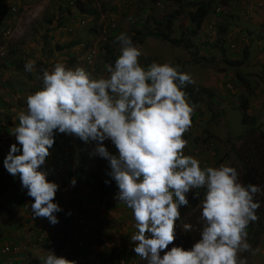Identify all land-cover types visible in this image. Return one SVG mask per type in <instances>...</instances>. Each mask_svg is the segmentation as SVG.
<instances>
[{
  "label": "rangeland",
  "instance_id": "1",
  "mask_svg": "<svg viewBox=\"0 0 264 264\" xmlns=\"http://www.w3.org/2000/svg\"><path fill=\"white\" fill-rule=\"evenodd\" d=\"M202 1L204 0H83L82 3L85 7L91 10L85 19L86 23L80 22L74 27H67L66 24L63 26L67 29L66 31L61 28L64 31L56 32L53 36L49 33L45 35V29L50 18H54V23L56 22L53 17V14L58 10L55 0L27 2L24 0H0V46L5 44L10 49V46L16 44L19 50L18 58L22 59V65L16 66L19 60H17L18 58L12 60L10 53V56L0 62V83L9 82L11 85L10 91L7 90L8 85H0L1 90L4 91L0 100L2 98L10 102H8L9 107L3 109L0 122L5 121L8 124L10 122L15 127L19 124V115L17 114L21 109L18 108L17 111L16 105L25 99L24 104L27 103L25 97L29 92V95L34 94L35 87L43 88V72L53 71L57 63L64 64L68 69L84 67L92 73L93 78L107 77L109 75L107 69L112 65L104 48L109 41L105 38L106 33H114V30L117 29L116 37L124 33L132 39L133 33L131 32L157 30L159 27L154 19L166 17L168 13L173 12L178 14L170 26V35L176 39L175 44L168 46L161 42L160 45L153 39H149L148 43L143 45V53L139 57V61H142L141 64L144 67L149 64L148 59L155 62L158 60V63L161 64L170 62L179 71L191 75L194 83L188 84L207 87H203L202 91L209 90L208 88L214 90L211 91L213 94L211 99H216L217 103H213V100L208 102L206 99L203 102H194L185 91L187 85L182 88L190 105L193 106V112L201 111L200 115L196 112L191 114V126L184 133L187 135L186 138L183 137L187 141L183 151L185 155L187 150L197 151L194 155L189 153L187 155L197 158L200 164L205 167H218L221 164L235 167L238 179L243 182L244 166L248 165L246 163L247 160L249 161L245 153L254 150L251 146L254 145L253 141L255 140L264 146V141L259 134L261 130L264 131V0H231L227 4L221 0H215V11L204 20L202 28L198 29L191 20L190 11H193L195 5ZM63 2L66 3L65 0ZM12 5L18 6L16 13H11ZM143 7L146 9H142ZM187 10L189 11L185 12ZM217 11H226L224 13L227 16H223V14L218 16ZM145 12L148 15L146 19L144 18ZM141 16L144 18L142 20L144 25L133 23V21H138ZM130 17L131 19H129ZM230 20H234L231 25H229ZM100 25H102L99 36L101 42L99 41L96 46H93V42L98 36L91 30L100 27ZM211 25L212 27H210ZM9 26L15 29L19 27L20 31H16L14 37L6 40L2 38L1 31ZM162 27L168 30L166 24ZM224 28H231L228 33V37L231 38L230 49L222 42L226 49L214 42L218 30ZM193 30H196V33L188 37V43L185 41L181 47L178 46L181 38L185 40L188 36L187 33L194 32ZM230 32L232 33L230 34ZM76 33L83 37L82 41L90 39L89 34L92 35L89 40L92 46L90 45L85 50H96L97 63L95 66H85L80 63L81 61H77V57H81L82 52H79V55L77 53V56L70 55V52L73 53L76 49L84 47L82 43L70 44ZM108 44L115 45L116 48L120 46V42L113 38ZM220 50L223 51V54ZM23 55H26V59L21 57ZM27 62L33 64L31 71L25 69ZM106 63H108L107 67ZM239 72L243 73L245 81H241ZM20 90L27 92L19 93ZM244 99H247L246 111L250 115L247 122L243 120L244 108L239 106ZM13 117H18V119L14 121ZM4 118L6 119L4 120ZM7 118L10 121H7ZM7 136V133L0 134V140H5ZM8 137L7 141L12 144L17 143L13 135ZM69 138L71 143L68 152L72 156V163L76 165V154L79 149L75 147L74 142H77L79 137L72 134ZM104 143L113 153L117 151L110 140H106ZM89 144L91 145V143H87L85 151L90 158L85 161L82 168L85 166L86 169H91L90 160L95 158L92 162L100 160L98 164H95L97 168L88 171V173L96 172L94 181L99 178H111L108 161L94 154L95 142H93L94 146L91 145L92 147H89ZM2 145L3 142L0 141V148ZM253 156L254 158L250 159L249 163L256 169L257 186L261 188V192L255 197L260 207L256 210L258 220L250 222L247 227V242L251 248L239 253L238 256L240 259H246L247 264H264V149L261 155L256 151ZM41 167L43 168V166ZM1 168L4 171L0 174L2 182V175L10 173L5 166H1ZM44 168L48 169V164L44 165ZM70 170L74 171L73 169L68 171ZM19 180L17 174L7 184L0 187V264H43V260L53 252L60 256L59 251L44 247L42 238L56 234L62 228L69 214L71 217H68L69 231L74 235L75 244H79V247L72 252L71 247L73 246L69 245L62 251L72 252L75 264H147L146 260L137 256L133 251L135 242L130 238L137 232L136 221L135 224L131 225L130 223L135 220L133 210L125 205L123 214L120 215L121 212L109 214V209L119 206V201L116 199L118 194L116 183L109 198L105 196L108 194L95 195V200L98 203L87 202L85 196L77 197L74 193L77 190L74 188L59 187L54 200L59 203L62 211L57 213L59 222L53 225L47 218L34 217L31 209L33 200L27 195L26 189L22 190L26 196L23 200L26 205H29V208L22 207L17 200L20 196V186H22ZM80 184L81 182L78 187ZM202 188H205L204 194H206V187ZM82 191L91 193L93 189L84 187ZM204 198L205 195L198 207L185 215H180L175 225V239L169 244L168 249L161 252V256L173 246L191 249L199 241L200 232L203 229V221L200 217ZM2 202L14 203V206L11 207L12 214L9 213L8 208L2 206ZM67 211L68 215L65 213ZM120 218L124 224L119 221ZM116 222H120L118 229L124 235L115 241L117 247L113 246L108 257L105 258L102 253L98 252L92 239H96L95 232L101 228H107V232H111L116 226ZM186 224H191L192 229L185 230L183 225ZM128 225H130L129 228ZM146 235L148 234L146 233ZM14 243L19 244L17 251L21 252L18 254L1 252V246ZM112 243L114 242L112 241ZM91 250L93 251L91 252ZM83 251L91 253L85 255Z\"/></svg>",
  "mask_w": 264,
  "mask_h": 264
},
{
  "label": "clouds",
  "instance_id": "2",
  "mask_svg": "<svg viewBox=\"0 0 264 264\" xmlns=\"http://www.w3.org/2000/svg\"><path fill=\"white\" fill-rule=\"evenodd\" d=\"M117 40L121 54L108 67L107 77L93 78L84 67L68 69L62 63L43 72V88L27 97V113L19 114L12 133L17 143L4 160L6 170L19 175L33 200L34 217L55 225L62 211L54 200L59 185L41 166L49 162L47 158L53 164V158L61 155L53 165L59 169L67 159L63 149H53L60 146L57 138L64 133L95 142L94 154L109 162V175L118 187L116 199L134 212L137 232L131 239L137 256L147 264H247L238 254L251 248L247 227L258 220L260 204L255 197L261 188L243 184L233 166L201 167L197 158L184 154L183 134L191 126L193 106L182 88L194 83L191 75L170 62L145 68L132 39L121 33ZM79 51L83 56L86 50ZM32 68V62L25 64L27 71ZM106 140L115 146V153ZM201 187L207 189L201 238L191 249L173 246L161 256L175 239L179 209L189 203L186 194ZM183 226L192 229L191 224ZM5 246H1L4 254L21 252L6 253ZM58 254L48 255L43 264H74L72 254L62 250Z\"/></svg>",
  "mask_w": 264,
  "mask_h": 264
},
{
  "label": "trees",
  "instance_id": "3",
  "mask_svg": "<svg viewBox=\"0 0 264 264\" xmlns=\"http://www.w3.org/2000/svg\"><path fill=\"white\" fill-rule=\"evenodd\" d=\"M65 1H66V3H64L63 0H56L55 3H57L58 10L53 14V17H55L56 22L54 23V18H50L47 21L48 25L46 26V29H45L46 30L45 31V35H47L48 33L50 34V31H53V30L59 29V28L60 29L63 28L66 31L67 29H65L63 27V26H66V24H67V27H70V26L74 27L73 25H76V24L80 23L82 20H84V19H86L88 17L86 12L89 13V11H91V10H90V8L87 9L85 7V5L82 3V0H65ZM221 1L223 3H225V4H227L231 0H221ZM214 2H215V0H204V1L200 2V3H197L195 5V7H194L195 9L193 11H190L191 20L196 25V27L198 29L202 28L204 20L208 16H210L212 12L215 11ZM142 9H146V8L143 7ZM188 11L189 10H187L185 12H188ZM217 12H218V14H217L218 16L222 15V14H223V16H227L226 13H224L226 11H224V12L217 11ZM147 16L148 15L146 13L144 18L146 19ZM229 16H231V15H229ZM232 16L234 17V15H232ZM176 17H178V14H174L173 12H170V13H168L166 15V17H162L160 19H154L156 21L158 27H159V28H157V30H153V31L149 30V31H145V32L140 31V30H136L135 32H131V33H133L131 35L133 43L136 46L139 47V49L142 51V53H143V45L144 44L146 45V43H148L149 39H153V41H155V43H158L160 45H161V42H163L164 44L166 43L168 46H169V44H175L174 41L176 39L172 38V36L170 35V31H171L170 26H171V24H173L174 19ZM144 18L141 16V18L138 21H133V23H135V24L139 23L141 25H144L143 24L144 22H142V20H144ZM129 19H131V17ZM233 21L234 20H230L229 21V25H231V23ZM164 24H166V26H168L167 27L168 30H165L162 27ZM101 26L102 25H100V27L92 28V30H91L95 35L98 36V38H95V40L93 42V46L94 45L96 46L97 43H99V41H100L99 40V36H100V31H101L100 28H101ZM210 27H212V25ZM230 30H231V28H228V29L224 28L222 30H218L217 36H216L215 41H214L215 44L218 45V43H219L220 45H222V43H223L226 47H228V49H230L231 38L228 37V33H229ZM116 31H117V29L114 30V33H111V34L106 33V37L105 38L109 39L108 43L110 42L111 38H113L114 40L117 39V37L115 36L116 35ZM193 31L194 32L187 33L188 36L185 38V40H184V38L183 39L181 38V40L179 41V43L177 45L181 47L184 44L185 41H186V43H188L187 42L188 41V37L190 35H192L193 33H196L195 32L196 30H193ZM68 32L70 33L71 30H68ZM197 33H198V30H197ZM231 33L232 32H230V34ZM89 35H90V39H91L92 35L91 34H89ZM105 38H104V40H105ZM81 39H83V37ZM90 39L88 38V39H84V41H82V40H77V39H75V37H73L71 39V43L70 44H72V45L74 44L75 45V44H81L82 43L84 45L83 49H78V50L85 51V49H87L91 45L90 44L91 42H89ZM228 42H229V46H228ZM108 43L104 47L105 50H106L105 53H106V56H107L110 64L112 66H114L116 60L118 59V57L121 54L120 46L116 48L115 45H111V44H108ZM225 46H223V48H225ZM17 48H18V46H17ZM220 52H221V54H223L222 50H220ZM77 53H78L77 51H75L73 53L70 52V55L77 56ZM157 54H159V53H157ZM17 58L18 57L16 56V58L12 59V60H16ZM17 60H19V61L16 63V66L17 65L21 66L22 65L21 64L22 59L18 58ZM77 61L80 62L82 60H81V58L77 57ZM139 62L141 64L142 61H139ZM148 62H149V64H147V66L145 68L149 67L155 61H152V60L148 59ZM156 63H158V60H157ZM107 64L108 63L105 64L106 67H107ZM142 66L144 67V65H142ZM239 78L241 79V81H245L246 80L245 76L241 72H239ZM203 87L204 86H201L199 84H197V85L196 84H187V86L185 87V91H186V93L188 95L191 96V99L194 102H203L204 99H206L208 102L209 101L211 102L213 100V103H217L216 99H211L213 97V94H212L211 91H214V90L208 88L210 91L209 90L202 91L201 89ZM204 88H207V87H204ZM207 97H209V98H207ZM247 104H248L247 99H244L239 104L240 107L242 106L244 108L243 109L244 110V114H243L244 122H247V120L250 118V115L246 111ZM215 105H214V107H216ZM222 107H224V106H222ZM194 112H196L197 114L201 113V111L199 112L198 110L194 111ZM259 134H260V138H262L263 141H264V131L261 130L259 132ZM186 136L187 135L183 134L184 138H186ZM253 144L254 145H252L251 147H253L254 150L251 151V152L250 151L247 152V154L245 153V155L249 159V161H251L250 159L254 158L253 155L256 154V151L261 155L262 151L264 149V146L261 145V143H257L256 140L253 141ZM57 147H60V146L58 145ZM187 151H190V150H187ZM76 156L77 157H76V165L75 166L78 167L77 170L79 171L80 168H81L80 166H82L85 163V161L87 160L86 151L84 149L80 148L77 151ZM249 161L247 160L246 164H248V165L244 166L245 171H244L243 176H242V178H243V182L242 183L245 184V185H247V184H255V185H257L258 183L256 181V175H255L256 174V169L254 168V166L250 165ZM0 168H1V166H0ZM1 170H2V168H1ZM66 172H68V175L62 174L59 177L60 180L56 181V183H58L59 187L67 188V185L70 183L72 175H74L76 173V172L71 171V170L70 171H66ZM89 174H90L89 175V177H90L89 189H93V191L91 193H89V194H94V196L96 194H98L99 196L101 194H108V195H105V196H107L109 198L110 192H112V190L114 189V184L116 182L112 178H99V179H96L94 181V176L96 175V172H90ZM4 184H5L4 181H2L0 187H3ZM23 189L24 188H22V186H20V193H19L20 196L17 198V200H19V203L22 205V207H24V208L28 207L29 208V205H26L24 203V200H23V198L26 197L24 191H22ZM204 189L205 188H202V187L201 188H193L186 194V198L188 199L189 203L186 206H181L180 207V209H179L180 215H185L190 210H192V209H194V208L199 206L200 202L203 199V196L205 195L204 194V191H205ZM89 202H92V200H89ZM2 206L4 208H8L9 213H11V214L13 213L11 207L14 206V203L9 204V202H5V203L2 202ZM65 213H67V215L69 214L68 211L65 212ZM68 217H70V214L68 215ZM68 217L65 219V222H64L62 228L56 234H54L52 236L50 234L46 238H42L44 247H47L49 249H54L55 251H61L65 247H69V245H70V246H73V247H71V249H72L71 251L72 252L75 251L74 249L79 247L78 246L79 244L78 245L75 244L74 235L69 231L70 222H69V218ZM96 233H97V235H96ZM105 236H108L107 228L106 229L101 228L100 230H96L95 235H94V237H96V239L95 240H94V238L92 239L93 243H95V244L100 243V245H102L103 243H105V238H106ZM72 252H68V254H71ZM83 252L85 253V255H88V252H86V251H83ZM107 257H108V255H107ZM70 261L74 262V259L71 257ZM74 264H75V262H74Z\"/></svg>",
  "mask_w": 264,
  "mask_h": 264
},
{
  "label": "crops",
  "instance_id": "4",
  "mask_svg": "<svg viewBox=\"0 0 264 264\" xmlns=\"http://www.w3.org/2000/svg\"><path fill=\"white\" fill-rule=\"evenodd\" d=\"M55 2H56V0H55ZM89 13H90V11H89ZM88 12H86V14L88 15L89 14ZM77 25V24H76ZM76 25H73V26H76ZM59 31H61V33H62V29H58V30H53V31H51L50 32V35H55L56 34V32L58 33ZM75 37V39H77V40H81V38H82V36H80V34H78V33H76V36H74ZM76 51L78 52V55H79V50L78 49H76ZM82 62V61H81ZM80 62V63H81ZM90 74H91V76H92V73L90 72V71H88ZM36 81H37V79H36ZM42 83H43V81H42ZM0 85H8V91H10L9 89H10V86L11 85H9V82H2V83H0ZM205 85V84H204ZM6 87V86H5ZM2 89V87L0 88V96L1 95H3V93H4V91L3 90H1ZM38 90H41V88H39V87H35L34 89H33V91L34 92H36V91H38ZM27 91H25V92H23V91H21L20 90V92L19 93H26ZM30 93V92H29ZM29 93L27 94V96L29 95ZM27 96L25 97V98H27ZM24 101H26V99L24 100ZM24 101L23 102H21V103H18L17 105H16V110L18 111V108H19V112H18V114L17 115H19L21 112H24V113H27V103H25L24 104ZM8 102L9 101H5V100H3L2 98H1V100H0V118L2 117V111H3V109L4 108H8L9 107V104H8ZM10 103V102H9ZM199 114V113H198ZM200 115V114H199ZM206 115V114H205ZM6 118H4V120H5ZM13 119H15L14 121H16V119H18V117H13ZM7 121H10L9 120V118H7ZM14 129H15V126H13L12 124H10V122H9V124H8V122H5V121H2V122H0V134H3V133H7L8 134V136H11L12 135V133L14 132ZM72 134H66V133H64V134H62L61 136H59L57 139L60 141L59 143H60V147H53V149H54V151L56 152L57 150H59V149H63L64 151H65V153H66V156H67V159L66 160H63V162L60 164V167H59V169H56V167H54L53 166V164H52V162H51V159L50 158H47L48 160H49V162H46L45 161V164L44 165H46V164H48V169H45L44 168V165H42L43 166V170H45L46 172H48V179L49 180H52L53 179V181L54 182H56V181H58V179H59V177L62 175V174H64V175H68V172H66V171H68L69 169H73L76 173L74 174V175H72V177H71V180H70V183L67 185L69 188H74V189H76L77 191L76 192H74V193H76V196L77 197H81V196H85L86 197V200L89 202V200H92V202L91 203H98V201H96L95 200V196H94V194H89V193H87V191L85 192V191H82V188H84V187H87V188H89V184H90V177H89V173H88V171H90V170H93V169H96L97 167V165H95L96 163L98 164V162L100 161H98V162H92V160L94 161L95 160V158L94 159H91L90 160V162H91V169H86L85 168V166H84V168H82V166H80L81 168H80V170L78 171L77 170V166H75L73 163H72V156L69 154V152H68V147H69V145H70V143H71V140H70V136H71ZM74 135V134H73ZM7 136V138H9ZM7 138L4 140H0V141H2L3 142V145H2V147L0 148V166H4V160H5V158H6V156H7V154L9 153V151H10V147H11V145H12V143L10 142V141H7ZM76 139V138H75ZM83 143H86V144H83ZM74 145H75V147H77L78 149H80V148H82V149H84L85 150V148L88 146L87 145V142H84V141H82L80 138H78V140H77V142H74ZM91 145H93V142H91ZM90 144H89V147H92ZM94 146V145H93ZM66 150H67V152H66ZM196 151H194V152H191V151H188L187 152V154L189 153V154H191V155H194V153H195ZM186 154V155H187ZM74 156V155H73ZM86 158L87 159H89L90 157L86 154ZM46 159V160H47ZM108 164H109V162H107ZM51 165L53 166V168L54 169H52L51 168ZM77 167V168H76ZM66 169H68V170H66ZM78 171V172H77ZM66 172V173H65ZM2 173H4V171L3 170H1V168H0V174H2ZM16 176V175H15ZM12 177H14V175H12V174H3L2 175V178L4 179L3 181H5L4 183L5 184H7L8 183V181H10L11 180V178ZM20 178V177H19ZM73 179H75L76 180V183H75V186H73L72 185V180ZM13 181H16V179H13ZM20 181V183H21V180H19ZM79 182H81V184H80V187H78V185H79ZM0 185H1V183H0ZM87 190V189H86ZM104 198V197H103ZM114 202H116V203H118V201H116V200H114ZM125 203L124 202H122V201H120L119 202V206H114L113 207V209H109L108 211H109V214H111V213H116V212H121V213H119L120 215L121 214H123V211H124V207H125ZM131 211V210H130ZM119 215V216H120ZM121 218L119 219V221L121 222ZM120 222H116V226H114V228H113V230L111 231V232H109L108 233V236H105L106 238H105V243H103L102 245H100V243H97L96 244V248L98 249V252L99 253H102L103 254V256H105V258L107 257V255L110 253L109 251H111V248L113 247V246H115V247H117V245H116V243H115V241H117V240H119L120 239V237H121V235H124L123 234V232L122 231H119V229H118V227L120 226ZM122 224H124L123 222H121ZM131 223V225L132 224H135V220L134 221H132V222H130ZM129 226L130 225H128V228H129ZM132 231H134V229H132ZM131 235V234H130ZM131 239V238H130ZM112 241L114 242V243H112ZM126 243H129V242H126ZM131 244H132V242H131ZM93 250H91V252H92ZM90 252V253H91ZM89 253V254H90ZM88 254V255H89Z\"/></svg>",
  "mask_w": 264,
  "mask_h": 264
},
{
  "label": "built area",
  "instance_id": "5",
  "mask_svg": "<svg viewBox=\"0 0 264 264\" xmlns=\"http://www.w3.org/2000/svg\"><path fill=\"white\" fill-rule=\"evenodd\" d=\"M26 1H31V0H26ZM83 1V0H82ZM18 11V6L16 5H12L11 7V12L12 13H16ZM86 23V20H82L81 23ZM71 30V29H70ZM16 31H20L19 27L17 29L13 28L12 26H9L5 29L2 30V38L10 39L11 37H14L16 34ZM11 48L9 49L7 47V45H2L0 46V62L1 60L7 58L8 56H10V53L12 54V59H15L16 56L19 57V51L17 48V45L14 44L13 46H10ZM93 51L89 50V51H85L84 55L81 56L80 58L82 60H84L88 65L91 66H95V61H96V50L92 49ZM26 55L21 56L23 59H26L25 57ZM91 61V62H90ZM51 151H50V155H51ZM62 156L58 155L57 158H53V165L57 166L58 163L61 161ZM203 167V166H201ZM19 246L17 245H6L4 248V252L8 253V252H14L15 250H18Z\"/></svg>",
  "mask_w": 264,
  "mask_h": 264
}]
</instances>
